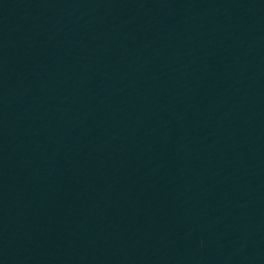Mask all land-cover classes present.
Masks as SVG:
<instances>
[{"label": "water", "instance_id": "water-1", "mask_svg": "<svg viewBox=\"0 0 264 264\" xmlns=\"http://www.w3.org/2000/svg\"><path fill=\"white\" fill-rule=\"evenodd\" d=\"M0 264H264V0H0Z\"/></svg>", "mask_w": 264, "mask_h": 264}]
</instances>
